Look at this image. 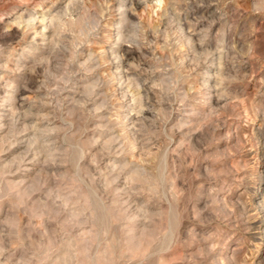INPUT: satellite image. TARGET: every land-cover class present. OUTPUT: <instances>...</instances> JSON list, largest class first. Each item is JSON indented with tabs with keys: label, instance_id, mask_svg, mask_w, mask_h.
Here are the masks:
<instances>
[{
	"label": "clouds",
	"instance_id": "1",
	"mask_svg": "<svg viewBox=\"0 0 264 264\" xmlns=\"http://www.w3.org/2000/svg\"><path fill=\"white\" fill-rule=\"evenodd\" d=\"M0 264H264V0H0Z\"/></svg>",
	"mask_w": 264,
	"mask_h": 264
}]
</instances>
